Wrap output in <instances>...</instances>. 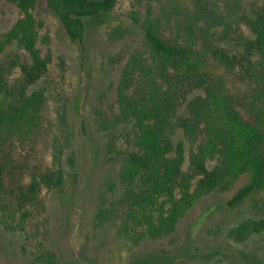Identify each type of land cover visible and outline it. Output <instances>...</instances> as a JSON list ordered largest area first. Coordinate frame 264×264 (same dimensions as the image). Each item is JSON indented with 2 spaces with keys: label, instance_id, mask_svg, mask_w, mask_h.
Instances as JSON below:
<instances>
[{
  "label": "trees",
  "instance_id": "1",
  "mask_svg": "<svg viewBox=\"0 0 264 264\" xmlns=\"http://www.w3.org/2000/svg\"><path fill=\"white\" fill-rule=\"evenodd\" d=\"M6 1L18 16L0 33V225L22 234L32 264H60L47 248L45 194L66 177L56 131L65 116L58 110L55 117L52 104L63 97L66 62L54 61L51 36L34 13L38 0ZM116 3L46 0L71 41ZM129 17L143 45L125 62L117 111L100 121L111 130L107 154L121 161L122 190L99 221L124 206V226L138 240L168 236L200 198L232 191L245 176L202 215L247 204L227 237L243 243L263 234L264 0H165L158 12L142 17L133 9ZM128 32L116 24L107 38Z\"/></svg>",
  "mask_w": 264,
  "mask_h": 264
},
{
  "label": "rangeland",
  "instance_id": "2",
  "mask_svg": "<svg viewBox=\"0 0 264 264\" xmlns=\"http://www.w3.org/2000/svg\"><path fill=\"white\" fill-rule=\"evenodd\" d=\"M164 1L117 0L115 10L86 21L85 33L77 41L70 40L46 0H38L34 10L51 36L54 61L62 57L66 62L63 97L52 103L54 116L58 110L65 116L56 131L66 177L61 188L45 194L47 248L57 253L60 264H252L258 259L264 263V233L243 243L227 237L228 229L247 214V204L240 212L220 208L202 215L208 205L229 197L245 182V176L232 191L200 198L168 236L138 240L135 231L124 226V206L99 221L97 213L122 190L118 175L121 161L107 154L111 130L103 128L100 121L117 111L116 88L125 62L143 45L142 31L129 14L133 9L142 17L150 9L158 12ZM17 16L15 4L0 0V33ZM116 24L128 27L129 32L109 40L107 31ZM116 182L117 187L111 189ZM22 240V234L7 232L0 225V264H32L33 254L23 250Z\"/></svg>",
  "mask_w": 264,
  "mask_h": 264
}]
</instances>
